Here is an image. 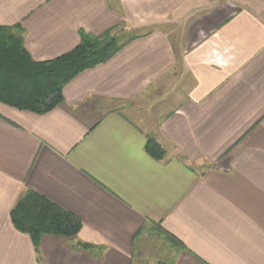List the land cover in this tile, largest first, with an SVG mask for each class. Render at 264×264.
<instances>
[{
  "label": "crops",
  "instance_id": "1",
  "mask_svg": "<svg viewBox=\"0 0 264 264\" xmlns=\"http://www.w3.org/2000/svg\"><path fill=\"white\" fill-rule=\"evenodd\" d=\"M0 24L39 62L82 34L136 32L53 110L0 103V264H135L154 238L174 264H264L260 0H0ZM27 192L78 235H46L38 254L10 217Z\"/></svg>",
  "mask_w": 264,
  "mask_h": 264
},
{
  "label": "trees",
  "instance_id": "2",
  "mask_svg": "<svg viewBox=\"0 0 264 264\" xmlns=\"http://www.w3.org/2000/svg\"><path fill=\"white\" fill-rule=\"evenodd\" d=\"M125 44L111 31L101 36L82 34L81 42L72 51L39 62L26 50L20 26L0 24V103L20 111L47 113L63 102L67 83L109 60ZM146 151L156 160L165 156L163 148L153 139H148ZM10 217L16 230L31 237L38 254L44 236L74 238L81 230V222L75 216L36 192L22 196ZM178 254L179 250L176 256L156 264H174Z\"/></svg>",
  "mask_w": 264,
  "mask_h": 264
},
{
  "label": "rangeland",
  "instance_id": "3",
  "mask_svg": "<svg viewBox=\"0 0 264 264\" xmlns=\"http://www.w3.org/2000/svg\"><path fill=\"white\" fill-rule=\"evenodd\" d=\"M260 3L264 5V0H260ZM114 34L118 35L120 41H123L129 38L131 35L136 34V32H126L122 31V29H118ZM136 247L137 254L135 257V264H156L160 260H167L168 258H172V256L170 255V246H166L164 244V240H160L159 238L145 239V241L142 242L141 246Z\"/></svg>",
  "mask_w": 264,
  "mask_h": 264
},
{
  "label": "built area",
  "instance_id": "4",
  "mask_svg": "<svg viewBox=\"0 0 264 264\" xmlns=\"http://www.w3.org/2000/svg\"><path fill=\"white\" fill-rule=\"evenodd\" d=\"M218 59H219V62H221V60H220L221 58L219 57ZM221 63H222V62H221Z\"/></svg>",
  "mask_w": 264,
  "mask_h": 264
}]
</instances>
